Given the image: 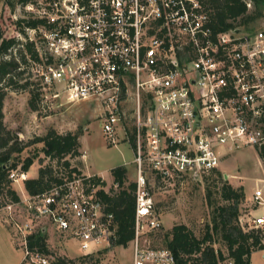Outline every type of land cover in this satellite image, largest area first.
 I'll return each instance as SVG.
<instances>
[{
	"label": "built area",
	"instance_id": "2783aa9c",
	"mask_svg": "<svg viewBox=\"0 0 264 264\" xmlns=\"http://www.w3.org/2000/svg\"><path fill=\"white\" fill-rule=\"evenodd\" d=\"M24 7L28 16L25 25L15 23L24 28L14 30L11 38L18 43L12 52L30 87L40 93L42 110L59 98L96 102L105 136L115 143L122 130L132 144L133 264H178L169 249L141 242L163 228L154 189L202 182L221 171L231 153L264 150L263 32L215 31L201 0H30ZM129 101L133 132L122 122ZM10 177L17 182L24 174L13 171ZM90 177L64 178L50 192L2 208L28 264H50L48 257L29 251L35 221L47 220L70 235L85 254L110 245L113 216L105 213ZM263 197L258 188L255 203L264 205ZM21 202L28 219L17 218ZM240 224L245 231L264 229V216L248 229Z\"/></svg>",
	"mask_w": 264,
	"mask_h": 264
},
{
	"label": "rangeland",
	"instance_id": "374dc122",
	"mask_svg": "<svg viewBox=\"0 0 264 264\" xmlns=\"http://www.w3.org/2000/svg\"><path fill=\"white\" fill-rule=\"evenodd\" d=\"M27 16L26 8L22 6L20 0H0V30L5 38H11L16 28H24V22L23 26L17 23L18 27L16 28L15 23L18 20H25ZM247 28H249V31H261L264 34V18L250 24ZM26 77L27 75L23 74L22 78H18L19 83H25ZM30 97L29 89H18L17 91L8 90L5 99V124L21 140L27 142L36 137L44 136L50 128L55 129L60 134L81 133L80 142L82 139L83 148L80 149V152L82 155L68 157L72 167L80 168L83 175L102 176L100 178L106 182V189L110 191L115 187L111 173L115 167H126L128 182L135 180L132 144L122 130H118L115 143H112L105 136L101 121L102 112L98 103L93 101L70 103L64 98H59L48 102L50 107L47 111L42 110L39 106L40 110L36 112L29 106ZM134 121L133 103L129 101L124 105V119L122 120L124 129L133 132ZM41 148L42 144L32 146L22 157L24 158L32 152L35 153V149L40 150ZM84 152L86 154L85 158L83 157ZM40 156L43 161L40 165L38 160L32 166L31 177H38L40 166L45 167L54 164L41 152ZM220 169L224 181H228L235 188L243 187L244 192L246 189L247 194H245V199L240 205V222L248 229L253 220L250 212L252 209L259 207L254 199H251V196L256 186L264 192V183L259 184L256 182L257 178H264V162L262 159L259 161L257 154L252 149L244 148L224 159L220 164ZM57 170L64 171L62 166L57 167ZM98 173L102 175H98ZM225 173H233V178H227L226 180ZM22 182L20 177L17 182L13 181V188L20 198L24 197ZM208 186L214 191L212 202L215 205L225 204L217 193V190L222 186L217 176L206 178L199 183L183 181L176 188L154 189L153 197L157 214L163 221V228L149 233L141 242L147 247L165 248V236L176 224L187 225L197 237L203 238L207 232V226L211 223L212 212L215 207H211L207 200L206 189ZM9 203V200L0 194V204L6 206ZM3 207L0 208V218L6 216L5 212L1 211ZM16 213L17 218L21 220L29 217L28 207L22 202L16 208ZM34 225L36 230L40 226L45 227V232L48 234L49 248L55 257L62 256L78 260L77 264H133L134 246L131 247V244L128 248L107 245L104 248L99 247L98 251L95 250V252L85 254L76 240L72 239L70 235L55 230L47 220L35 221ZM214 241V248L222 251L227 256V249L222 237L215 235ZM18 243L20 244V241ZM20 249V252H24L22 248ZM88 254H93L94 258L80 262L82 257ZM48 258L50 261L53 259ZM24 264H28L27 260ZM222 264H230L229 258ZM250 264H264V251H254L251 255Z\"/></svg>",
	"mask_w": 264,
	"mask_h": 264
},
{
	"label": "trees",
	"instance_id": "16d2710c",
	"mask_svg": "<svg viewBox=\"0 0 264 264\" xmlns=\"http://www.w3.org/2000/svg\"><path fill=\"white\" fill-rule=\"evenodd\" d=\"M30 0H20L25 6ZM207 7L210 16V27L215 31H226L230 28H247L250 24L264 18V0H201ZM250 4V6L248 5ZM22 22L25 20H21ZM18 41L15 38H5L0 30V194L10 203L21 201L19 194L13 188L11 173L18 171L26 174L31 167L43 161L40 152L49 158V166H40L37 178L24 180V188L29 196L50 192L53 187L63 183L64 178L74 179L85 177L80 168L72 167L68 157L80 156L81 133L60 134L50 128L44 136L30 141H23L9 130L5 124V99L7 91L18 89L30 90L29 106L33 111H39L40 93L31 89L28 76L26 82L19 83L18 78L26 75L25 70H19L12 48ZM32 52L30 45L26 46ZM22 63L26 62L23 50L18 51ZM42 144L26 157H22L32 146ZM264 162V150L258 152ZM59 166H57V165ZM64 171L60 172L57 167ZM114 183L118 184L112 191L106 189V182L98 176H91L89 182L99 187L97 194L104 204V211L113 216V237L111 247L128 248L136 238V184L128 182V170L124 166L112 169ZM217 176L222 186L217 190L225 202L215 205L212 202L214 191L210 186L206 189V197L211 207H214L211 223L203 238L197 237L185 224H176L165 236V248L175 256L178 264H222L227 258L234 264H250L254 251L264 250V229L245 231L240 224V205L245 199L243 187L235 188L223 180L220 171H215L210 177ZM0 204V208L3 207ZM48 234L42 228L28 236V248L31 253H38L53 258L50 264H77L78 260L57 256L49 248ZM221 236L227 249V256L214 248V236ZM108 250V249H106ZM93 254L82 257L80 262L91 260Z\"/></svg>",
	"mask_w": 264,
	"mask_h": 264
},
{
	"label": "crops",
	"instance_id": "0c3cea01",
	"mask_svg": "<svg viewBox=\"0 0 264 264\" xmlns=\"http://www.w3.org/2000/svg\"><path fill=\"white\" fill-rule=\"evenodd\" d=\"M80 143H81V148H83L82 139H81ZM239 150H241V149H239ZM252 150L257 154L259 161H261V158H260L258 152L254 149H252ZM230 155H228L226 158H229ZM226 158H224V159H226ZM98 175H102V174L98 173ZM225 175H227L228 178H233L232 177L233 173H227V174L225 173ZM31 176H32V173H31V169H30L28 173L24 174V178H21V179L24 182V180L28 179V178H37V177H31ZM100 177H102V176H100ZM256 182H258L259 184L264 183V178H257ZM257 189H258V187L256 186L255 191ZM24 191H25V188H24V183H23V195H24V197H22L21 199L27 197V195H28L27 192L26 191L24 192ZM245 194H247L246 189H245ZM253 195H254V193L252 194L251 199H253ZM250 215L253 218V220L256 218H260V217L264 216V205H259L258 208L252 209L250 212ZM18 241L19 240L17 238L16 232L14 231L13 227L6 221L5 216L0 218V264H24L25 258H26L25 253L20 252L21 247L19 246L20 244L18 243ZM132 245H133V243H131V247H132Z\"/></svg>",
	"mask_w": 264,
	"mask_h": 264
},
{
	"label": "water",
	"instance_id": "95a60500",
	"mask_svg": "<svg viewBox=\"0 0 264 264\" xmlns=\"http://www.w3.org/2000/svg\"><path fill=\"white\" fill-rule=\"evenodd\" d=\"M227 178H228V176L227 175H225V179L227 180Z\"/></svg>",
	"mask_w": 264,
	"mask_h": 264
}]
</instances>
